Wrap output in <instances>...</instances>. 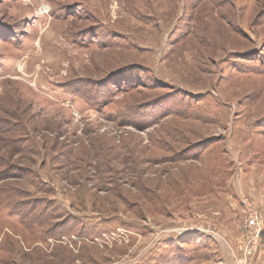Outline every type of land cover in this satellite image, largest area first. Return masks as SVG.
I'll return each instance as SVG.
<instances>
[{
	"label": "rangeland",
	"instance_id": "1",
	"mask_svg": "<svg viewBox=\"0 0 264 264\" xmlns=\"http://www.w3.org/2000/svg\"><path fill=\"white\" fill-rule=\"evenodd\" d=\"M184 262L264 264V0H0V264Z\"/></svg>",
	"mask_w": 264,
	"mask_h": 264
},
{
	"label": "built area",
	"instance_id": "2",
	"mask_svg": "<svg viewBox=\"0 0 264 264\" xmlns=\"http://www.w3.org/2000/svg\"><path fill=\"white\" fill-rule=\"evenodd\" d=\"M256 224H257V223H256V220H255L253 217H251V218H250V225L255 227ZM257 225H258V224H257Z\"/></svg>",
	"mask_w": 264,
	"mask_h": 264
},
{
	"label": "trees",
	"instance_id": "3",
	"mask_svg": "<svg viewBox=\"0 0 264 264\" xmlns=\"http://www.w3.org/2000/svg\"><path fill=\"white\" fill-rule=\"evenodd\" d=\"M183 260H184V259H183ZM185 263H187V264H188V262H184V264H185Z\"/></svg>",
	"mask_w": 264,
	"mask_h": 264
}]
</instances>
